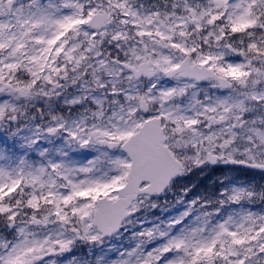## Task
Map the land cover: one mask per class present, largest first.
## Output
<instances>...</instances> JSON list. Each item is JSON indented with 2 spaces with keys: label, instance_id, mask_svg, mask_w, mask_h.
<instances>
[{
  "label": "snow or ice",
  "instance_id": "snow-or-ice-1",
  "mask_svg": "<svg viewBox=\"0 0 264 264\" xmlns=\"http://www.w3.org/2000/svg\"><path fill=\"white\" fill-rule=\"evenodd\" d=\"M0 264H264V0H0Z\"/></svg>",
  "mask_w": 264,
  "mask_h": 264
}]
</instances>
